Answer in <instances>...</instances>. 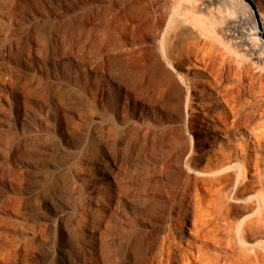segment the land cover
I'll return each mask as SVG.
<instances>
[{"label":"rangeland","instance_id":"1","mask_svg":"<svg viewBox=\"0 0 264 264\" xmlns=\"http://www.w3.org/2000/svg\"><path fill=\"white\" fill-rule=\"evenodd\" d=\"M241 1L0 0V264H143L171 231L190 264L233 257L264 195V40ZM226 169L218 193L198 180L215 226L174 231L188 173Z\"/></svg>","mask_w":264,"mask_h":264},{"label":"bare ground","instance_id":"2","mask_svg":"<svg viewBox=\"0 0 264 264\" xmlns=\"http://www.w3.org/2000/svg\"><path fill=\"white\" fill-rule=\"evenodd\" d=\"M256 1H259V0H256ZM240 10H242V9L241 8H237L236 9V13L237 12L239 13ZM254 27H255L256 30L259 29V28L257 29L256 25ZM260 30L262 32H264V25L263 24H262V27L260 28ZM260 30H259V32H260ZM244 38H245V40H248V38L246 36ZM248 47H249V49H252V50H254L256 52L259 51V47H256V45H254V44H252L250 42H249V46ZM258 134L260 135V138L261 137L264 138V130L258 132ZM245 155L244 154H241L240 155L241 162H242V165L243 166H244V164L245 165H248V163H249V156L248 155L245 156ZM231 166H233V165H231ZM238 167H239V169H241L240 168L241 165L238 166ZM227 169H228V171L231 170V169H229V167ZM227 169H226V171H227ZM228 171L226 172V174L217 175V176L214 175V174L213 175L208 174L206 177H203L202 176L200 178L196 177L195 175H192V174H189L188 173L187 177L184 179V182L182 184V190H181V193L182 194H181V196L179 198V201L177 200L178 201L177 218L181 222V225H180L181 228H180V226L178 228V227H176L174 225V227H173L174 228V231H177L179 233H182L183 232L182 231L183 230L182 227L186 226L184 224L185 221L186 220H189L191 218H193L195 221H199L200 227L201 226L203 227V225L204 224H207V223L210 224V222H211V224H213L212 223L213 221H211V215H213V213L211 211L212 208L211 209L208 208V205H211V204H209L210 201H209V203L207 205L206 204L207 203V200H206L205 194H201L200 192H198V180H200L202 182V185L203 184H204V186L206 185L205 188L207 190H210V191L212 190V191H216L217 192V190L219 189V186L223 183V179L225 177H229V176L231 177L232 176V175H230L231 173L228 174L229 173ZM240 171L238 170V172H240ZM243 172L244 171H241V173H238V174L240 175V177L242 176V179H241L242 182L239 179V181H240L239 182V185L242 184V186H244V187H241V186L240 187H236L237 189H236V191L234 193V195L240 196L241 198L243 197L242 199H244L246 197V195L244 197V191L247 188L246 185H248V183H249L246 180H244V178H245L244 176H246L244 173H246V172H244V173ZM220 174H221V172H220ZM247 178H248V176H247ZM237 180H238V178H237ZM259 181H260V179H259ZM255 182H256L255 180H254V182L250 181V183H249L250 186L252 187ZM207 193H209V192H207ZM214 194H215V192H214ZM207 196L210 197L209 195H207ZM259 196L256 197L257 200H258V197ZM240 197H238V200H241V199H239ZM210 200H211V198H210ZM255 200L252 199V197L251 198L248 197L247 200H246V201H248L247 202L248 203L247 204V206H248L247 208H253V207H255L256 206V201ZM258 202H259V205L258 206H260V207H257L258 210L257 209L254 210V211H257V212H255L254 215H252V214H251V216L249 215V219L251 217L250 221L247 224H245V225H243L244 223H242V222H239L238 223V224H241V226L240 225H239V227L237 226L239 233H237V236L234 237L233 243L231 241L232 245L230 247L231 249H233V252L234 253H232V254H234V255H233V257L231 259H229V261H226L227 259L226 260L224 259V262H225L224 264H264V244H261V242H259L261 244L260 245L257 242L259 245L252 246V244H251L252 247H250V246H246V243H245L246 242L245 238H249V237H251L253 235H257V234H262V233L264 234V195H262L261 197H259ZM222 203H223V201H222ZM221 205H223V204H221ZM213 206H210V207H213ZM218 212H216V213H218ZM220 216H221V214H220ZM221 217L218 218V219H220V221L225 220L224 219L225 218L224 215H223L224 218L222 217L223 220H221ZM173 219H175V218H173ZM218 219L216 217V219H213V220L216 223V220H218ZM242 221H244V220H242ZM174 223L176 224V222H174ZM219 224H221V222ZM212 226H215V225L213 224ZM221 228H222V226H221ZM166 229L168 230V228H166ZM226 229L227 228H225L223 230L226 231ZM165 232H166V230H165ZM171 232L166 233V235H164L162 237V239L159 242V244H157V246H156L157 247L156 255L154 257L149 258L148 261L145 262V263H143V264H176V263L177 264H185V263L186 264L187 263L190 264V262H192V261H194L196 259V258L194 259L195 256L193 257V256H191V253H189L190 250L187 247L188 246L187 245L188 243L186 244L187 245L186 247L188 249L187 248L185 249L188 252H185L184 250L177 251V249L174 247V245H176V244L173 245V241L174 240H173V237H172V233ZM179 233H177V234H179ZM163 234H165V233H163ZM184 240H186V239H184ZM147 242H150V241H147ZM227 242L228 241H226V245H225L226 247H227ZM176 243H178V240L176 241ZM151 245H153V244H151ZM177 245H179V244H177ZM180 246H182V245H179V248H180ZM219 264H223L222 260H221V263H219Z\"/></svg>","mask_w":264,"mask_h":264},{"label":"water","instance_id":"3","mask_svg":"<svg viewBox=\"0 0 264 264\" xmlns=\"http://www.w3.org/2000/svg\"><path fill=\"white\" fill-rule=\"evenodd\" d=\"M245 1L250 5L251 9L253 10L254 16L257 20L258 28L260 30V28L262 27V23L256 5L254 4L253 0H245ZM258 35L264 40V32L260 30V32H258Z\"/></svg>","mask_w":264,"mask_h":264},{"label":"crops","instance_id":"4","mask_svg":"<svg viewBox=\"0 0 264 264\" xmlns=\"http://www.w3.org/2000/svg\"><path fill=\"white\" fill-rule=\"evenodd\" d=\"M237 1H239V2H242L241 0H237ZM255 2L257 3V9H258V11H259V15H262L263 16V7H262V4H261V0H259V1H256L255 0ZM243 3V2H242ZM244 4V3H243ZM246 5V4H245ZM241 7V9L244 7V5H241L240 6ZM227 11H228V9H226ZM246 10H248V9H245V15H247V11ZM225 15H228V13L226 12L225 13ZM237 16H236V19L240 16L239 14H236ZM241 15H242V13H241ZM262 18V17H261Z\"/></svg>","mask_w":264,"mask_h":264}]
</instances>
